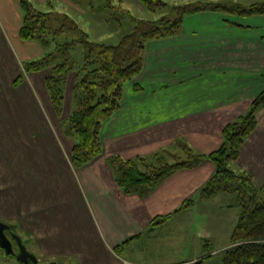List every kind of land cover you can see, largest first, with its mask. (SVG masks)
<instances>
[{"label":"crops","instance_id":"obj_1","mask_svg":"<svg viewBox=\"0 0 264 264\" xmlns=\"http://www.w3.org/2000/svg\"><path fill=\"white\" fill-rule=\"evenodd\" d=\"M27 1L38 10L53 6V0ZM21 2L0 0V219L14 225L38 264H147L167 256L168 264H181L175 262L182 246L166 229L171 222L187 228L179 220L183 214L219 196L201 194L214 163L180 170L141 196L124 193L109 160L174 155L181 142L203 154L218 149L224 127L264 90V14L205 10L186 16L175 36L149 40L142 71L125 84L119 109L103 122L102 154L75 168L71 151L78 136L66 133L51 102L48 73L26 74L23 83L14 84L24 62L46 52L39 42L20 37ZM110 4L118 6L105 3ZM74 87L69 76L64 101L69 115ZM257 119L238 160L253 173L258 165L264 172V158L258 160L252 149L264 133V108ZM154 247L161 252L148 255Z\"/></svg>","mask_w":264,"mask_h":264},{"label":"trees","instance_id":"obj_2","mask_svg":"<svg viewBox=\"0 0 264 264\" xmlns=\"http://www.w3.org/2000/svg\"><path fill=\"white\" fill-rule=\"evenodd\" d=\"M138 2L153 12L168 6L164 0ZM21 7L24 16L20 37L23 41L39 42L46 52L41 58L24 62V73L14 84L23 83L26 74L50 69L45 77V86L57 114L61 115L69 76L72 72L77 74L74 94L78 107L69 118L63 119L66 133L78 136L71 152L75 168L85 166L102 154L103 122L119 109L125 84L142 71V54L149 40L175 36L186 16L205 10L240 16L264 14V4L245 8L188 2L174 6L171 17L158 21L135 18L133 30L119 44L108 45L89 40L90 34L67 14L38 10L27 0H22ZM80 44L87 51L83 65L71 57V50ZM136 90L140 88L136 87ZM262 108L264 90L245 114L224 127L222 144L209 154L200 153L181 142L179 153L174 155L155 153L134 159H124L119 155L110 158L119 186L127 195L147 196L174 173L194 169L205 160L212 161L215 173L202 188V196L210 199L234 193L236 205L241 207L239 221L231 235L232 247L223 252L222 264H264V185L257 187L254 173L237 167L241 148L256 130L257 114ZM190 203L191 200L183 208ZM169 217H158L153 225L165 222ZM208 245L205 240V246ZM121 250L117 248L118 252ZM212 256L208 254L192 264H204Z\"/></svg>","mask_w":264,"mask_h":264},{"label":"rangeland","instance_id":"obj_3","mask_svg":"<svg viewBox=\"0 0 264 264\" xmlns=\"http://www.w3.org/2000/svg\"><path fill=\"white\" fill-rule=\"evenodd\" d=\"M71 1L77 4L78 7L64 0H53V6L50 9L46 6H41V10H52L56 13L67 14L73 17L80 27H83V29L90 34L89 40L108 45L119 44L121 39L133 30L135 18L158 21L163 17H171L174 14L173 8L176 5L188 2H199L203 5L242 6L248 8L255 4H264V0H164L167 2L168 6L153 12L148 9H141V7H138L139 4L134 3L132 0H113V4L118 5L115 7H112V4H110V6L105 5V3L108 4L110 0ZM90 2L92 3L91 5H89ZM136 4H138V6ZM86 53L87 51L84 45L80 44L71 50V57L79 65H83ZM49 72L50 69L46 70V73ZM70 77H72V82L75 85L78 79L76 72H72ZM77 107L78 103L76 99H74L72 113ZM69 109V106H63L62 115L60 116L61 119L70 117L72 113L69 115ZM63 112H65V116H63ZM261 138V140L254 142L253 144L256 146L252 147L256 152L255 155L258 157V160L259 158H264V133L261 135ZM237 167L241 168L243 166L237 162ZM258 168L254 175L256 174L258 176L256 186L261 188L264 185V172H261L263 168L259 165ZM236 203L237 197L234 193L220 194L210 201H199L192 211L183 214V217L179 220L181 223L184 222V224H188L189 226L187 228L185 225H180L175 228L174 222H171L166 230H172V241H175L177 246L179 244L182 246V253L177 255L178 260L175 263L192 264L203 259L208 254H212L213 256L208 258L204 264H222V254L225 250L232 247L231 235L241 215V207L236 205ZM3 222L11 225L13 230H16L13 224L6 221ZM175 229H177L176 237L174 234ZM205 240L209 244L208 246H205ZM167 241L168 239H166V242ZM166 250L169 252L170 249L166 247ZM156 251L161 252V248L154 247L152 250H148L147 254L149 255ZM169 257L170 256H167L166 261H161L163 260L162 258H160V260L152 258V261L147 264H168L169 262L171 263ZM192 260L195 261L190 262ZM0 264L19 263L14 257H3V252L0 249Z\"/></svg>","mask_w":264,"mask_h":264},{"label":"water","instance_id":"obj_4","mask_svg":"<svg viewBox=\"0 0 264 264\" xmlns=\"http://www.w3.org/2000/svg\"><path fill=\"white\" fill-rule=\"evenodd\" d=\"M9 232L11 237L7 234ZM15 241L18 251L14 250ZM0 249L5 251V256H13L19 264H38V257L30 252L22 237L11 229V226L0 220Z\"/></svg>","mask_w":264,"mask_h":264},{"label":"flooded vegetation","instance_id":"obj_5","mask_svg":"<svg viewBox=\"0 0 264 264\" xmlns=\"http://www.w3.org/2000/svg\"><path fill=\"white\" fill-rule=\"evenodd\" d=\"M13 230V229H12ZM14 231V230H13ZM7 234L9 235V237H11V234L9 233V232H7ZM12 241H13V245H14V250L15 251H18V248H17V246H16V243H15V241L12 239ZM2 252H3V257H5V258H9V257H11V256H5V251L4 250H2ZM13 257V256H12ZM16 260V259H15Z\"/></svg>","mask_w":264,"mask_h":264}]
</instances>
